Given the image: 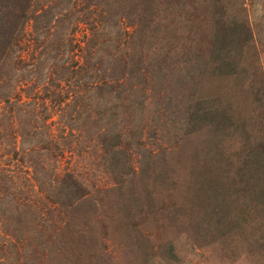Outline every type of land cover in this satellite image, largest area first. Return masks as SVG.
Wrapping results in <instances>:
<instances>
[{
	"label": "rangeland",
	"instance_id": "obj_1",
	"mask_svg": "<svg viewBox=\"0 0 264 264\" xmlns=\"http://www.w3.org/2000/svg\"><path fill=\"white\" fill-rule=\"evenodd\" d=\"M14 1L0 264H264V0Z\"/></svg>",
	"mask_w": 264,
	"mask_h": 264
},
{
	"label": "trees",
	"instance_id": "obj_2",
	"mask_svg": "<svg viewBox=\"0 0 264 264\" xmlns=\"http://www.w3.org/2000/svg\"><path fill=\"white\" fill-rule=\"evenodd\" d=\"M1 1H4V0H1ZM7 1H8V2L11 1L10 3H11V5H12V8H11V11H8V10L5 9V12H7V13L4 15V16H5L4 19H8V17H11V14L14 13V10L17 8V6L20 7V5L17 4L18 2H15L14 0H7ZM21 6H22V5H21ZM23 10H24V8H23ZM13 16H15V15L13 14ZM0 22L3 23V26H7V25H8V24H7V21H1V20H0ZM3 26L0 27V40H2L1 38H3V37H2L3 33H1V30L4 29Z\"/></svg>",
	"mask_w": 264,
	"mask_h": 264
}]
</instances>
